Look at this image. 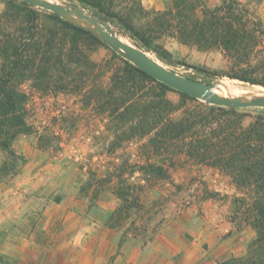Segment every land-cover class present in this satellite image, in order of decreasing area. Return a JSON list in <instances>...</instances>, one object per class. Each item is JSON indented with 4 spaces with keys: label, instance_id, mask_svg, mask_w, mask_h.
Listing matches in <instances>:
<instances>
[{
    "label": "rangeland",
    "instance_id": "1",
    "mask_svg": "<svg viewBox=\"0 0 264 264\" xmlns=\"http://www.w3.org/2000/svg\"><path fill=\"white\" fill-rule=\"evenodd\" d=\"M234 1L255 14L251 25L260 21L264 28V0H195L184 4L183 14L193 17L195 10L201 18L204 7ZM57 2L84 25L89 26L75 14L80 8L104 20L119 40L137 45L178 75L264 90L228 77L236 69L223 48L203 50L180 39L176 0L108 2L106 9L126 18L131 30L76 0ZM4 8L0 0V11ZM33 10L44 29L60 24L54 15L73 24L51 11ZM83 44L91 60L103 65L85 78L84 92L71 88L78 82L69 90L36 82L22 86L33 131L16 139L14 159L0 151V264H222L246 257L256 234L236 202L248 197L247 189L185 155H153V134L122 139L112 133L89 91L109 88L125 59L104 42ZM146 44L166 52L165 58ZM261 54L256 61L264 59ZM167 97L176 105L182 98L177 91ZM195 104L217 106L198 100L187 107ZM239 113L249 125L264 108ZM181 115L180 110L172 118Z\"/></svg>",
    "mask_w": 264,
    "mask_h": 264
},
{
    "label": "trees",
    "instance_id": "2",
    "mask_svg": "<svg viewBox=\"0 0 264 264\" xmlns=\"http://www.w3.org/2000/svg\"><path fill=\"white\" fill-rule=\"evenodd\" d=\"M1 1L5 8L0 11V151L14 159L16 139L33 131L27 121L28 99L23 84H54L69 90L78 82L71 88L80 94L85 91V78L95 76L103 67L91 60L83 43L104 44L85 28L56 15L53 18L60 24L44 29L41 15L33 10V5L18 0ZM76 1L131 30L126 18L106 9L108 2L114 0ZM194 1L175 2L180 39L203 50L223 48L231 67L236 69L228 77L264 86V80L257 79L264 77V59H255L258 53L264 55V28L260 21L251 25L249 17L255 19V14L234 1L213 9L204 7L201 18L195 10L193 17L185 16L184 4L191 6ZM146 46L165 58L166 52ZM169 91L174 90L122 59L111 86L89 93L96 110L108 117L109 129L118 137L143 139L153 134L149 138L153 155H185L230 175L247 189L248 197L236 203L244 209V219L256 237L246 257L222 264H264V114L245 125L239 109L203 104L187 107L189 102L198 100L181 92H177L182 98L176 105L167 97ZM180 110L181 117L174 120L173 113ZM157 169L166 175L163 169Z\"/></svg>",
    "mask_w": 264,
    "mask_h": 264
},
{
    "label": "water",
    "instance_id": "3",
    "mask_svg": "<svg viewBox=\"0 0 264 264\" xmlns=\"http://www.w3.org/2000/svg\"><path fill=\"white\" fill-rule=\"evenodd\" d=\"M19 1L27 2L33 6L51 11L63 18L70 20L74 25L85 28L93 35L97 36L102 42L112 48L125 60L144 71L154 80L166 85L168 88L174 91L187 94L194 99L220 107H230L235 109L249 107L264 108V99H255L250 102H243L240 99L220 98L211 92V90L214 88V84H204L191 78L178 75L177 73L167 69L160 62L150 57L147 52L139 48L137 45L131 46L119 40L109 27L108 23L102 19H99L98 17H96V19L92 18L88 14H85L83 11H81V8L76 11V14L82 19V21L92 24L93 28L73 20L70 17L72 12L60 5L43 0Z\"/></svg>",
    "mask_w": 264,
    "mask_h": 264
},
{
    "label": "bare ground",
    "instance_id": "4",
    "mask_svg": "<svg viewBox=\"0 0 264 264\" xmlns=\"http://www.w3.org/2000/svg\"><path fill=\"white\" fill-rule=\"evenodd\" d=\"M43 1L51 2V3L64 7V5L57 2V0H43ZM84 23L88 24L89 26L93 28L92 24H89L86 22ZM124 43L130 45L127 42H124ZM211 92L223 99H240L243 102H250L255 99H264V90L260 91V90L243 89L241 87H235V86L226 84L225 82H218L214 84V88L211 90Z\"/></svg>",
    "mask_w": 264,
    "mask_h": 264
}]
</instances>
